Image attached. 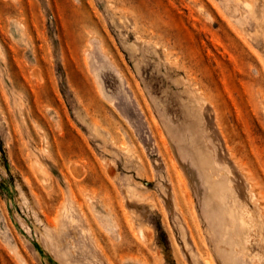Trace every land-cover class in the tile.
Instances as JSON below:
<instances>
[{
	"label": "rangeland",
	"instance_id": "1",
	"mask_svg": "<svg viewBox=\"0 0 264 264\" xmlns=\"http://www.w3.org/2000/svg\"><path fill=\"white\" fill-rule=\"evenodd\" d=\"M0 264H264V0H0Z\"/></svg>",
	"mask_w": 264,
	"mask_h": 264
}]
</instances>
